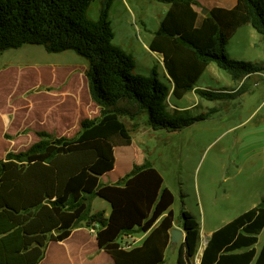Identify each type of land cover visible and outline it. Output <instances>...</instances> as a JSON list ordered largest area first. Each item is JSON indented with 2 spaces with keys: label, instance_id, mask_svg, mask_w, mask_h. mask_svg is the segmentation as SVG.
<instances>
[{
  "label": "trees",
  "instance_id": "16d2710c",
  "mask_svg": "<svg viewBox=\"0 0 264 264\" xmlns=\"http://www.w3.org/2000/svg\"><path fill=\"white\" fill-rule=\"evenodd\" d=\"M92 1L0 0V52L24 44L40 45L48 53L74 51L88 62L89 94L99 109L97 117L81 120L73 136L37 131V141L0 159V264H38L49 242L63 241L78 227L95 231L98 247L114 264H162L171 244L174 195L149 160L133 164L114 183H101L100 177L115 165L110 138H131L134 127L127 122L144 117L153 130L178 131L204 115L168 109L170 86L158 78L156 65L148 75L135 73L133 55L113 42L112 0L101 1L95 19L87 16ZM152 1L169 5L149 48L162 54L175 98L193 90L210 62L234 81L263 70L224 50L244 24L264 39V0H236L231 8L212 7L205 15L194 9L199 0ZM195 92L207 100L226 96ZM95 197L109 204L108 213L92 210ZM179 226L184 238L176 264H190L200 240L199 223L183 210ZM263 227L264 197L211 233L199 264H264V242L259 251L255 248ZM141 233L147 234L140 245L120 247L123 236Z\"/></svg>",
  "mask_w": 264,
  "mask_h": 264
},
{
  "label": "rangeland",
  "instance_id": "374dc122",
  "mask_svg": "<svg viewBox=\"0 0 264 264\" xmlns=\"http://www.w3.org/2000/svg\"><path fill=\"white\" fill-rule=\"evenodd\" d=\"M101 1L93 0L91 2L87 9L89 18H97ZM214 1L204 0L196 7L201 11L203 7L215 3ZM153 2L154 5L151 6V1L147 0H112L109 10V19L114 31L113 42L133 55L137 63L134 72L143 75L150 73L147 68L153 67V62L141 50L143 40L137 38V27L141 37V25L145 26L147 23V28L155 27L167 6L163 2ZM150 8L154 14L147 17L143 12H147ZM248 31L261 36L252 27H243L235 35L233 34V37L231 36V41L225 47L224 52L228 57H235L239 60L254 59L263 67L261 71L263 73H260L262 75H257L259 83L253 91L237 97H234L238 94L237 92L225 94L226 96L220 103L219 100H205L206 109L201 107V98L198 97L197 108L199 110H192L191 116H198L200 112L205 113V111L209 115L206 119L197 121L192 126L178 132H154L146 125L145 118L140 117L132 123L127 122L128 126L134 127L130 139H122L119 135L110 138V142L115 146L118 161L126 159L128 164L141 162V155H145V153L150 155L154 166L163 176L164 186L169 188L174 195L171 209L175 214V225L180 227V214L183 210L188 211L199 223L203 237L209 230L219 227L244 209V207L237 206L232 198H227L226 194L224 195V188L228 183L232 184L234 181L233 179L224 181L223 176L225 172H232V160L237 158V154L241 153L243 156L244 152L251 150L255 145H264V58H255L253 48L248 49L246 37L249 34H245ZM256 46L258 52L261 53L260 56H264V42L259 41ZM22 49L32 52V54L28 53L24 56L20 62L21 66L29 67L27 71L32 74H43V72L49 74L54 65L62 67L63 64L74 66V71L80 72L81 67L88 65L84 57L71 50L48 53L42 46L31 44H24ZM15 50L17 49L0 52V67L5 64H18V59L12 55ZM141 62L143 67H141ZM154 65H156L158 78L170 86L163 74V65L158 61ZM198 84L215 86L209 84L208 79L204 80L201 77ZM188 93L180 100L169 98L168 109L173 111L171 105L174 104L178 108L186 106L190 102ZM217 103L220 107L216 106ZM115 138H119L120 142H117ZM19 141H23L22 146H26L35 142L36 138L27 135L17 140V142ZM113 174L112 171L103 179L110 180ZM104 207H108L106 201L98 197L92 200V210ZM137 235L139 236V234ZM202 238L199 240L196 255L190 264L197 262L198 252L204 245ZM258 239L257 246L260 247L264 239V229ZM176 245L177 243H174L168 249L166 264L176 263Z\"/></svg>",
  "mask_w": 264,
  "mask_h": 264
},
{
  "label": "crops",
  "instance_id": "0c3cea01",
  "mask_svg": "<svg viewBox=\"0 0 264 264\" xmlns=\"http://www.w3.org/2000/svg\"><path fill=\"white\" fill-rule=\"evenodd\" d=\"M147 1H151V6L154 5V2L152 0ZM202 1L204 0H199L198 3L194 5V9L202 13L203 15L206 14L203 13L204 9L209 10L212 7L216 6L231 8L236 3V0H215V3L210 6H205L201 9V11H199L196 6L199 3L202 4ZM168 7L169 5L167 4L165 10L163 11V13H161V16L157 20L155 27L151 29L147 28V23H145V26L141 25V37L139 34V29L137 27V38L139 37L143 40L141 50L145 55H147V57H150L152 59L153 65L157 61L163 65L162 54L151 50L149 48V43L152 40L153 33L155 32V30H157L159 23ZM143 13H145V16L147 17L151 16V14H154L151 8L147 12L144 11ZM247 26L252 27L249 24H244L236 29L234 35L238 32V30L243 27L246 28ZM245 34H249L247 35V37H244H246V44L248 49L253 48V53L256 56L255 58H264V56H260L261 53L258 52L256 46L257 44H259V41L264 42V39H262L261 36L259 37L252 31H248ZM132 37L134 39V36ZM231 38L229 39L228 43L231 41ZM23 46L24 45L19 48H15L17 50H15V52L12 54L16 59H18V64H5L4 66L0 67V159H2L8 151L17 152L24 150L29 146H22L23 141L17 142L18 139H22L23 137L30 135L34 136L37 141V131H46L56 137H70L78 132L82 119L94 118L99 114V109L92 102L89 94L88 81L85 76V70L87 67H81L80 72H75V67L69 64H63L62 67H60V65H54L52 71L48 70L50 72L49 74H45L44 72L43 74H32L31 72L27 71L29 67H23L20 65V62H22L24 56H26L28 53L32 54V52L28 49H22ZM230 58L236 59L235 57ZM245 61L257 63L254 59ZM213 63L214 62H210L206 66L204 71L197 78L193 90L189 91L190 93L187 92L190 102L186 106L180 108L176 107L175 104L171 105L173 110H184L189 116H191L190 113H192V110H199L197 106L199 103L198 97L200 96L196 94L195 89H206L209 91H216L225 94L237 92L238 94L234 97L246 95L247 93L253 91L254 87L258 85L259 82L257 80V75H262L260 73H263L260 71L248 74L243 76L240 80L234 81L227 72L220 69L216 63ZM142 65L143 64L141 62V67H143ZM151 68L152 67H148L147 71L150 72ZM163 74L170 83V93L167 98V102L171 97L174 100L182 99L185 95H183V97L181 98H175L171 94L172 82L167 75L165 68ZM200 77L204 80L208 79L209 84H214L215 86L211 87L210 85H199L198 80ZM200 98L201 107L203 109H206L207 103L205 102V100L207 99L203 97ZM222 99L217 100H219L220 103L222 102ZM219 103H217L218 105L216 106L220 107ZM200 115H204V118L201 119L204 120L207 118V115H209V113L206 114V111L205 113L200 112ZM192 125L193 124L189 126ZM153 131L178 132L180 130L168 131L165 129H158ZM115 140L117 142H120L119 138H115ZM113 148L116 164L114 165L115 169L113 168L112 170L114 174L112 176V179L110 180L103 179V177L107 176L112 171H109L108 173L102 175L100 177L101 183L116 182L118 179L124 176V174L130 171L133 164L139 165L144 160H149L153 164L150 159V155L146 153L145 155H141V162H131L128 164V161L126 159L118 161L115 146H113ZM236 157V159L238 160H232V172H225L223 176L224 181H230L232 179L234 181L232 184L228 183L227 187L224 188V195L226 194L227 198H232L237 206L244 207V209L232 219L247 211L248 209L256 206L261 198L264 197V145H255V147H253L251 150L244 152L243 156H241L240 153L237 154ZM102 209L105 210L106 213H108V210H110L109 204L108 207H104ZM232 219L226 221L222 225L226 224ZM222 225H220L219 227H221ZM173 227L182 229L181 227L175 225V222L173 224ZM219 227L209 230L206 234H204V237L202 236L203 234L201 233V229L199 227V236L200 238L203 237L202 239H204V245L198 252L196 264H199L202 250L211 233ZM146 234L147 233H141L139 234V236H136V234H134L135 238L137 237V241L133 246L140 245ZM183 238L184 231L182 234V238L178 242H176V259L178 255L179 244L183 240ZM263 242L264 239L260 247L257 246V243L255 244V248L257 249V251L260 250ZM173 244L174 243L171 242V244L166 249L164 262L162 264H166V253ZM38 264H114V260L109 253L98 247L96 233L93 229L78 227L73 229L70 235L63 241L49 242L46 248L45 256ZM250 264H254V260Z\"/></svg>",
  "mask_w": 264,
  "mask_h": 264
},
{
  "label": "built area",
  "instance_id": "2783aa9c",
  "mask_svg": "<svg viewBox=\"0 0 264 264\" xmlns=\"http://www.w3.org/2000/svg\"><path fill=\"white\" fill-rule=\"evenodd\" d=\"M136 241H137V237L135 238L134 234H129L123 236L119 240V245L123 249H129L135 244Z\"/></svg>",
  "mask_w": 264,
  "mask_h": 264
},
{
  "label": "water",
  "instance_id": "95a60500",
  "mask_svg": "<svg viewBox=\"0 0 264 264\" xmlns=\"http://www.w3.org/2000/svg\"><path fill=\"white\" fill-rule=\"evenodd\" d=\"M207 11H208L207 9H204L203 13L205 14L207 13ZM170 234H171V242L176 243L182 238L183 229H178V228L173 227L171 229Z\"/></svg>",
  "mask_w": 264,
  "mask_h": 264
}]
</instances>
